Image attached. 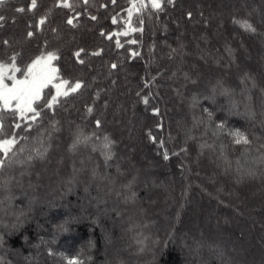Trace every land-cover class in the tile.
<instances>
[{
	"label": "trees",
	"instance_id": "obj_1",
	"mask_svg": "<svg viewBox=\"0 0 264 264\" xmlns=\"http://www.w3.org/2000/svg\"><path fill=\"white\" fill-rule=\"evenodd\" d=\"M57 2L0 6V60L21 53L22 70L53 51L58 77L84 85L47 109L49 84L41 118L16 130L0 168V264H102L111 234L125 245L114 264H264V0H175L142 25L134 14L142 31L127 36L132 0ZM46 164L49 185L35 178Z\"/></svg>",
	"mask_w": 264,
	"mask_h": 264
},
{
	"label": "snow or ice",
	"instance_id": "obj_2",
	"mask_svg": "<svg viewBox=\"0 0 264 264\" xmlns=\"http://www.w3.org/2000/svg\"><path fill=\"white\" fill-rule=\"evenodd\" d=\"M6 0H0V6L5 4ZM115 4L116 0H111ZM175 0H132L129 9H127L128 20L125 23L128 24V30L124 31L122 35H129L130 32L142 31V28L132 27L131 18L135 14L138 22L142 25L143 20L140 19V16L148 11L153 9L156 12L164 10L165 5L174 4ZM84 4H88L89 0H83ZM58 7L74 9V4L71 3V0H58ZM106 6V5H104ZM37 7V0H31V4L28 10H33ZM25 8H17L16 11L23 13ZM79 15L78 13L76 14ZM191 13H188V16L191 17ZM76 16L69 18L67 24L75 27L74 20ZM91 19L95 20L96 17L92 16ZM5 20V17L0 15V27L3 26L2 22ZM112 22L117 23L116 17L112 18ZM39 23L42 25L45 23V18H42ZM241 26L248 31H255V28L252 24L247 21L239 22ZM55 31V29L53 30ZM33 32L29 31L27 33L28 37L33 36ZM104 35V33H101ZM112 38V34L108 35V39ZM5 45L8 44V41H3ZM129 43L135 44L136 40H131ZM117 47H123L117 39ZM84 49H80L74 55L77 57L80 64H84V60L79 59L81 53ZM21 53H15L8 58V61L0 60V153L3 154V158H0V168L5 164L6 159L9 157L10 153H13L14 146L19 143L21 139L18 136L16 130H30L33 127L39 118H41V110H38L37 106H34L36 101L41 99V92L44 88L48 87L49 84L56 79H58V69L52 64L53 61L59 59L53 51H48L46 53H41L32 60L30 64L27 65V69L24 72V78L17 79L15 73L20 72L21 69L17 67L16 61L20 57ZM93 55H99V53H93ZM133 56L139 55L138 52H133ZM111 67L115 69L116 64H112ZM6 81H11V85L6 83ZM68 86L65 88V86ZM57 89L56 95L52 96L46 104L43 105V108L52 109L54 105L59 103V97H67L69 93H75L81 87H83L82 81H75L70 84L67 80H61L59 84L54 85ZM63 89V90H62ZM144 102L147 103V97L144 98ZM89 112L92 111L91 108L88 109ZM158 114V110H154ZM11 113L16 122L11 125H6L5 119L6 115ZM97 126L100 122L97 121ZM8 128H11L12 131L9 133ZM234 135L239 136L237 143H248L246 137L241 133H234ZM26 139V137H23ZM154 139V138H153ZM163 144V141H161ZM107 147V145H106ZM23 151V149H20ZM164 158L168 159L167 152L164 154ZM68 264H82V261H79L75 258L68 260Z\"/></svg>",
	"mask_w": 264,
	"mask_h": 264
},
{
	"label": "rangeland",
	"instance_id": "obj_3",
	"mask_svg": "<svg viewBox=\"0 0 264 264\" xmlns=\"http://www.w3.org/2000/svg\"><path fill=\"white\" fill-rule=\"evenodd\" d=\"M130 4L131 3H129L127 6H126V9H125V14H123L122 16H123V25L120 27V29H119V32H124V31H127L128 30V24L127 23H125V21H127L128 20V16H127V9H129V7H130ZM131 25H132V27H134V21H133V19L131 18ZM46 52H48V51H44L43 53H46ZM39 55H41V53L40 54H38V55H36L35 57H33L25 66H24V68L20 71V72H17V73H15V75H16V77H17V79H22V78H24V72L26 71V69H27V65L28 64H30L31 62H32V60L33 59H35L37 56H39ZM52 64L55 66V64L52 62ZM17 67H19L18 65H17ZM56 67V66H55ZM61 80H66L65 78H63V77H58V79H56V80H54L53 82H52V92H51V94H50V96H49V100H51V98H52V96H55L56 95V91H57V89H56V87L54 86V85H56V84H59L60 82H61ZM6 83H8L9 85H11V81H6ZM74 83V82H73ZM70 84H72V83H70ZM68 86L66 85L65 86V88H67ZM63 90V89H62ZM42 93V92H41ZM107 117L109 118V114L107 115ZM73 134V132L71 133V135ZM74 135V134H73ZM72 135V136H73ZM41 141L42 140H40V139H36V140H34V143H38L39 145H41ZM33 143V144H34ZM33 144H30V150H33L34 149V146H33ZM70 142L68 141V143L66 144V145H62L61 147H60V149H61V151L59 152V154H58V156L56 157V159H58V158H60L62 155L63 156H66V152H67V148H69L70 147ZM42 147V146H41ZM134 157H135V160H137V162L139 163L140 162V164H141V161H142V158L143 157H140L139 155H138V152H137V154L135 153V155H134ZM50 163V162H49ZM48 163V164H49ZM48 164H46V165H41L40 167H39V171H38V173H36V175H35V178H37L38 180H42V182L44 181L45 183H46V185H49V183L52 181V175L51 174H54L53 173V171L52 170H49V167H47V165ZM60 170H62L63 171V168L62 169H60ZM59 170V171H60ZM58 171V172H59ZM44 173H45V175H44ZM55 173H57V172H55ZM53 176H56V174H54ZM111 210V209H110ZM106 236L107 235H105L104 237L106 238ZM108 239H109V241H104L105 243H108V244H106V247H105V249H103L102 250V252H99L100 254H102L103 256H104V260H103V262H100V263H102V264H114V262H115V260H116V254H115V252L116 251H118V250H122L124 247H125V245H124V237H122V235L121 234H118V236L116 237V238H114V236H112V234H111V236H110V238L108 237ZM87 245V244H86ZM97 263H99V261H97Z\"/></svg>",
	"mask_w": 264,
	"mask_h": 264
}]
</instances>
